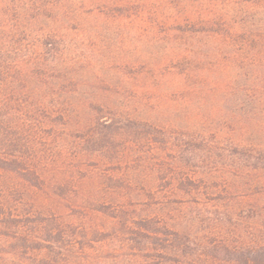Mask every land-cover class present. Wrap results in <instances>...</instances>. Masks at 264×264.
Listing matches in <instances>:
<instances>
[{"label": "trees", "instance_id": "16d2710c", "mask_svg": "<svg viewBox=\"0 0 264 264\" xmlns=\"http://www.w3.org/2000/svg\"><path fill=\"white\" fill-rule=\"evenodd\" d=\"M0 264H264V0H0Z\"/></svg>", "mask_w": 264, "mask_h": 264}]
</instances>
